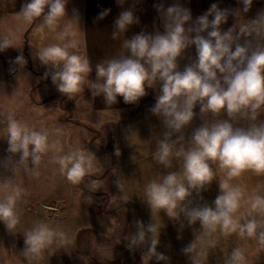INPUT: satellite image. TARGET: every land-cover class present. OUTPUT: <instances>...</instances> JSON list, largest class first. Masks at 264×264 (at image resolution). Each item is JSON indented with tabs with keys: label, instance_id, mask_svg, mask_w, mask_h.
<instances>
[{
	"label": "crops",
	"instance_id": "obj_1",
	"mask_svg": "<svg viewBox=\"0 0 264 264\" xmlns=\"http://www.w3.org/2000/svg\"><path fill=\"white\" fill-rule=\"evenodd\" d=\"M27 2L0 0V39L8 37L13 44V47L0 51V81L19 77L25 81L27 91L18 96L20 91L7 89L12 95L9 103L0 94V202L8 196H15L14 212L18 217V223L11 228L0 221V264H80L84 258L94 259L96 264H147L143 261L146 246L129 249L126 243L129 231H135L136 221L144 225L154 223L160 228L157 251L169 257L168 264H196L201 259V252L207 254L204 264H225L231 251L237 247L244 249L246 264H264V249L258 246L255 238L242 239L236 233L225 234L219 227L214 233H206L198 221L189 225L183 216L171 219L163 209L149 206L146 195L149 182L159 181L167 171H183L181 159H174L172 168L164 169L154 158L164 131L160 120L151 112L155 96L159 95L158 88L146 89L147 95L136 104H125L122 97H117V103L109 106L103 96H92L91 85L86 80L84 91L69 98L57 90L50 76L45 78L44 74L52 70L51 66L41 64L37 58V52L44 47L72 40L76 47L71 51L90 59L93 71L88 79L95 81V65L118 55L122 51L123 39L142 31H163L154 5L163 3L168 7L180 3L191 10L195 19L213 3L230 10L241 7L237 0H124L122 6L118 0H67L66 15L54 30L41 27L42 18L31 23L18 18L22 5ZM129 8L139 18V23L131 25L118 39H112L115 18ZM105 10L110 11L100 19L99 14ZM260 12H264V0H253L243 17L238 14L237 24L244 23V19H254ZM234 23L236 20L230 15L221 28L226 30ZM61 33L64 40L59 38ZM18 55L24 57L25 64L15 62ZM195 55V47L192 46L179 60L180 69L194 62ZM194 111L196 117L180 133L184 135L185 143L203 122L227 118L223 111L219 115L210 112L201 115L199 106ZM10 113L21 124L48 134V142L54 147L43 155L39 165H32L30 161L18 163L20 153L8 152L7 117ZM261 121H264V108L256 122ZM239 123L246 125L249 121L240 120ZM98 125H106L114 131V145L103 153H97L93 146V143H98L93 130ZM74 150L91 152L96 157L91 173L79 184L67 179L66 170L62 171L58 162L59 157ZM109 151L113 154L114 164H117L113 193L109 190L112 182L109 171L105 169V172V167L98 164L99 158ZM210 163L216 178L199 196L193 193L189 198L193 206L206 203L214 207V200L220 194L219 183L227 177V170L222 169L218 162ZM45 179H55L57 188L48 190V184L41 183ZM93 180L100 181L99 189L94 188ZM230 183L244 191V200L236 215L247 217L250 212L248 198L264 196V173L246 170L232 178ZM17 190H21L18 195ZM54 199L61 210L57 213L44 211L42 207L55 202L52 201ZM258 215L264 216V212ZM75 219L77 221L72 222L75 227L67 229L69 224L66 221ZM41 223L64 235L54 238L38 256L28 261L19 251V230L28 233ZM65 229L69 230L68 234ZM66 235L72 238V247H67ZM197 238L196 249L185 254L183 249ZM153 260L157 264L155 258Z\"/></svg>",
	"mask_w": 264,
	"mask_h": 264
},
{
	"label": "clouds",
	"instance_id": "obj_2",
	"mask_svg": "<svg viewBox=\"0 0 264 264\" xmlns=\"http://www.w3.org/2000/svg\"><path fill=\"white\" fill-rule=\"evenodd\" d=\"M67 0H28L23 4L18 18L33 22L42 18L41 27L55 29L59 20L66 15ZM122 6L124 0H118ZM241 6L234 10L220 8L216 3L193 19L191 10L180 3L165 7L163 3L154 5L160 16L163 31L140 32L123 39L122 51L95 65L96 80L90 81L93 71L87 56L71 51L76 43L68 40L54 43L37 52L41 64L51 66L44 76L51 77L57 90L71 98L84 91L87 80L93 97L103 96L107 105L117 103L122 97L125 104H136L147 95L146 89L159 91L151 112L161 122L164 129L159 140L155 160L164 169H171L174 159L183 161V171H167L159 181H150L146 195L150 207L163 209L171 219L183 216L189 225L200 223L206 233H214L219 227L225 234H238L242 239L255 238L264 249V196L248 198L250 212L247 217L236 213L244 200V191L233 186L230 181L246 170L264 173V121L257 119L264 108V12L254 19L237 24L238 14L243 17L253 0H237ZM110 10L99 14L103 19ZM236 20L226 30L221 25L229 16ZM139 18L129 8L121 11L114 20L112 39H118ZM64 40V34H60ZM192 46L195 47V61L180 69L179 60ZM13 47L8 37L0 39V51ZM17 64L24 57H16ZM199 106L200 114L222 111L226 119L205 121L194 129L185 143L182 131L196 117L194 109ZM240 120L249 123L240 124ZM8 152L20 153L18 163L29 162L39 165L43 155L49 150L48 134L29 128L17 121L13 114L7 117ZM117 155L119 151L117 150ZM95 155L83 150H74L59 157L61 170L73 184H79L93 169ZM210 162H218L227 170V177L219 183L220 194L214 200V207L206 203L192 205L189 199L197 196L209 185L215 176ZM99 189L100 181L93 180ZM17 190V195L19 194ZM15 196H8L0 202V221L8 228L18 223L14 212ZM136 231L128 240V248L146 246L149 259L155 258L168 264L169 257L157 251L160 228L150 223L135 222ZM47 224L41 223L24 236L22 251L26 260L31 261L54 238L63 237ZM197 240L183 249L192 253ZM201 245L203 241H199ZM196 264H204L206 252H201ZM225 264H246L243 248H234Z\"/></svg>",
	"mask_w": 264,
	"mask_h": 264
},
{
	"label": "rangeland",
	"instance_id": "obj_3",
	"mask_svg": "<svg viewBox=\"0 0 264 264\" xmlns=\"http://www.w3.org/2000/svg\"><path fill=\"white\" fill-rule=\"evenodd\" d=\"M22 71H24V70H22ZM23 77H25V73H23ZM24 87H26L25 81L23 79L21 80L19 77H17V79L16 78L15 79H12L11 81H7V80L6 81L5 80L3 81V80H1L0 81V94H2L3 97H4V99L6 98L7 99V102L9 103L10 96H12V95H10L8 93V90L9 89H13L14 92L20 91V92H18V96H22V93L25 94V92H27L26 91V88H24ZM21 91H23V92H21ZM2 95H0V104L2 102V99H1ZM18 96H17V98H18ZM93 130L96 131V134L98 136V138H97V142L98 143H96V142L93 143L94 144L93 146H95V148L97 150V153L106 152V149L108 147H111V149H112V146L114 145L113 144V141H114V131L108 129V127L106 125H98ZM98 144L100 145L99 148H98ZM105 157H108L107 161L105 160ZM98 164H99V166H104L105 167L104 170L107 169L109 171V174L112 177V182H110L111 183V186L109 187V190H111L112 193H113L114 190H115V189L113 190V183L116 181V178H117L116 177L117 170H115V168L117 167V164H114V157H113L112 152L109 151L105 156L99 158ZM105 172H106V170H105ZM41 183L42 184H45L46 183V185L48 184L47 185L48 190H52L54 188H57V185H55V183H56V180L55 179H51V180H46L45 179V181H43ZM55 193L53 195H51V196H54ZM52 201H55V202H48L47 206H49V205L56 206L57 205L56 207L58 209L56 211H53L50 208L47 209V207H45V205L42 207V209H44V211L52 212V213L53 212H55V213L59 212V210H61V208H60V205H58V201H56L55 199L52 200ZM129 215H131V212H129ZM76 221H77V219H75V221H73V220L66 221V223L69 224L67 226V229L73 228V226H74L73 223H75ZM134 230L136 231V227L135 226H134ZM68 231L69 230H66L65 229V233L68 234L69 233ZM135 231L130 230L129 231V234H127V237H126V243H127V245H128V240H129L130 236L132 235L131 233H133V232L135 233ZM124 233L126 234V231L125 230H124ZM25 234H26L25 231H22V229L19 230V234H18V236H19L18 237V239H19V247H20V250L19 251L21 252V255H22L23 258H25L23 256V254H22V251L25 248V243H24V236H25ZM68 236L69 235H66L65 236L66 237L65 243L67 242V247H72V245H71L72 238L71 237H68ZM140 253L141 254L139 255V259H141V255H142L141 250H140ZM144 253H145V254H143L144 255V258H145V260H143L144 262L147 261V264H156L155 261L153 260L154 258H152L150 260L149 257H148V255L146 254V252H144ZM94 261H95L94 259L88 260V258H86V259L84 258L79 263L80 264H96ZM114 264H118V262H115Z\"/></svg>",
	"mask_w": 264,
	"mask_h": 264
},
{
	"label": "built area",
	"instance_id": "obj_4",
	"mask_svg": "<svg viewBox=\"0 0 264 264\" xmlns=\"http://www.w3.org/2000/svg\"><path fill=\"white\" fill-rule=\"evenodd\" d=\"M57 206V205H56ZM56 206H54V205H49V206H47V205H45V207H47V209H51V210H53V211H56L58 208L56 207Z\"/></svg>",
	"mask_w": 264,
	"mask_h": 264
}]
</instances>
